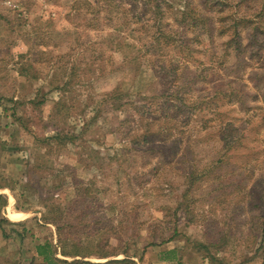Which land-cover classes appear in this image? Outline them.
<instances>
[{
	"label": "rangeland",
	"instance_id": "374dc122",
	"mask_svg": "<svg viewBox=\"0 0 264 264\" xmlns=\"http://www.w3.org/2000/svg\"><path fill=\"white\" fill-rule=\"evenodd\" d=\"M0 195V264H264V0H0Z\"/></svg>",
	"mask_w": 264,
	"mask_h": 264
},
{
	"label": "trees",
	"instance_id": "16d2710c",
	"mask_svg": "<svg viewBox=\"0 0 264 264\" xmlns=\"http://www.w3.org/2000/svg\"><path fill=\"white\" fill-rule=\"evenodd\" d=\"M3 199L0 195V202H2ZM5 203V200L3 201ZM2 202V203H3ZM37 250V254L38 256H40L45 262H49L50 264H89L87 262H82V261H72L73 263H67L66 260H60L56 257V254L54 252V250H52V245H50L49 243H44L43 245H38V247H36ZM63 257H66L65 255H63ZM214 262V260L212 261ZM211 262V263H212ZM133 264L128 260H121V261H108L107 263H103V264Z\"/></svg>",
	"mask_w": 264,
	"mask_h": 264
},
{
	"label": "crops",
	"instance_id": "0c3cea01",
	"mask_svg": "<svg viewBox=\"0 0 264 264\" xmlns=\"http://www.w3.org/2000/svg\"><path fill=\"white\" fill-rule=\"evenodd\" d=\"M180 254L178 249L168 248L166 252L162 253V258L160 260L161 264H179Z\"/></svg>",
	"mask_w": 264,
	"mask_h": 264
}]
</instances>
